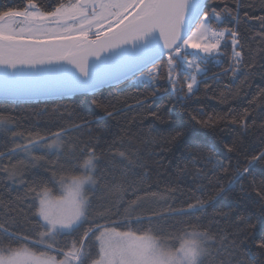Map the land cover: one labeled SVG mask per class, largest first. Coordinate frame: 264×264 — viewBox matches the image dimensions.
<instances>
[{
	"label": "snow or ice",
	"instance_id": "obj_1",
	"mask_svg": "<svg viewBox=\"0 0 264 264\" xmlns=\"http://www.w3.org/2000/svg\"><path fill=\"white\" fill-rule=\"evenodd\" d=\"M209 2L223 7L206 10V0H56L48 5L25 0L23 7L0 9V89L5 96L95 94L106 81L127 79L131 71L153 85L163 81L171 92L191 96L208 65L219 66L223 57L227 67L211 78L231 73L237 79L243 68L253 67L245 63L239 26L242 21L257 23L253 39L264 45V15L246 10L241 16L243 0ZM248 105L240 112L229 109V114L235 113L230 123L242 131L256 126L253 106L264 109V88ZM113 114L107 111L108 116ZM149 115L160 119L156 112ZM191 119L207 128L222 118ZM14 123L12 116L0 113V131H8ZM88 123L44 134L13 132L12 146L0 151V188L8 193L14 186L23 188L13 198L0 196V264H255L245 245L264 255V179L257 182L254 174L256 165L264 166V149L246 155L243 168L225 163L210 150L208 160L215 159L211 176L204 168L194 174V180L207 184H196L182 206L174 207L177 188L143 190L149 165L130 136L99 152L91 140L67 138L70 131ZM189 135V129L180 128L164 143L179 146ZM18 139L23 142H15ZM192 147L185 145L184 151L194 157ZM225 148L237 152L239 141ZM49 154L64 155L69 166L56 170L53 164L48 179L29 178ZM186 170V164L178 165L179 173ZM245 177H252L259 211H240L238 199L236 207L207 219L206 210L236 185L242 196L247 194ZM100 189L123 211L114 216L104 203L94 205ZM126 194L134 198L125 199ZM149 201L160 207L137 214ZM21 203L27 211L19 207ZM221 220L230 221L231 230L220 228Z\"/></svg>",
	"mask_w": 264,
	"mask_h": 264
},
{
	"label": "trees",
	"instance_id": "obj_2",
	"mask_svg": "<svg viewBox=\"0 0 264 264\" xmlns=\"http://www.w3.org/2000/svg\"><path fill=\"white\" fill-rule=\"evenodd\" d=\"M39 2L48 5L49 3L54 4L56 0H39ZM24 3L25 0H0V9L19 8L23 7ZM243 3L241 16L246 10L250 15H264L262 11L264 0H243ZM212 7L219 10L223 5L212 4L207 0L206 10L210 11ZM223 26L221 24V27ZM258 31L259 26L255 22L242 21L239 26L241 42L244 45L245 63L252 64V68H243L242 74L237 79H232L231 73L212 79V73H220L223 67H227V57H223V63L219 66L215 63L208 65L207 75L203 77L198 90L191 96L171 92L169 85L163 81L158 85H153L149 81L138 83L131 79L95 94L82 93L62 100L0 101V113L10 115L15 120V123L9 126L8 131H0V151L5 150V146L9 148L12 146L13 132L39 131L44 134L54 132L60 127L89 121L87 127L70 131L67 138L74 141L91 140L98 144L99 152L107 149L113 141L121 137L127 140L130 136L133 143L141 149L149 165L148 175L142 186L143 190L153 192L161 191L166 187H175L177 192L173 206L180 207L196 184H207V181L194 180V174L196 169L204 168L211 176L212 169L215 167V159L208 160L210 150L216 158L225 163L231 161L234 166L239 164L243 168L246 155H254L264 149V128L260 127L261 123H264V109L253 106L256 126L250 127L247 131H242L239 126L232 125L231 115L235 113L229 114V109L240 112L244 107H248V101L252 99V96L258 89L264 88V45H261L258 39H253V34ZM227 51L230 53V45ZM205 85L210 88H206ZM225 85L228 87L226 88ZM156 89L159 91L153 96ZM221 93L224 95L221 96ZM94 100L97 103H93ZM138 101L141 103L138 104ZM107 111H113V116H108ZM151 112H156L160 119L149 115ZM210 115L222 118L217 120L215 127L205 128L191 119L196 117L197 120H206ZM180 128L190 130V135L185 138L184 144L169 146L164 143L169 133ZM236 140L239 141V150L233 153L227 152L225 145L232 144ZM15 142L23 141L18 139ZM185 145L193 146L194 157L184 151ZM161 147H170V150L160 152ZM37 155L44 154L37 153ZM194 158L198 162L194 163ZM53 164L57 166L56 170H59L60 165L68 167L69 161L64 155L59 157L55 154L46 155L40 167L29 172V178L36 176L48 179L50 177L48 169ZM185 164L187 165L186 174L179 173L178 165L183 167ZM254 174L257 182L264 179V166L256 165ZM224 179L227 180L228 177ZM251 179L252 177H245L243 180L246 195L242 196L240 186L236 185L231 191L219 196L214 205L206 210L207 219L211 220L217 213L236 207L238 199L242 201L240 211L258 212L259 204L252 192ZM22 192L23 188L18 186H14L10 193L0 188V196H3L5 200L22 194ZM105 197H107L106 191L98 190L93 200L94 205L104 203L111 207L114 216L117 212L123 211L120 205L109 203L110 198L105 199ZM132 198L134 197L130 194L125 195V199ZM19 207L27 211L26 204L21 203ZM158 207L160 205L149 201L138 209L137 214L146 215ZM175 219H180V217ZM230 223L228 220H221L219 227L231 230ZM88 226L86 223L83 228L86 229ZM164 226L170 227V225ZM260 228L261 226L257 224L256 235H259ZM244 249L255 257V264H264V255L260 254L255 247L245 245Z\"/></svg>",
	"mask_w": 264,
	"mask_h": 264
},
{
	"label": "water",
	"instance_id": "obj_3",
	"mask_svg": "<svg viewBox=\"0 0 264 264\" xmlns=\"http://www.w3.org/2000/svg\"><path fill=\"white\" fill-rule=\"evenodd\" d=\"M207 2V0H206ZM139 72H133L129 71L128 72V78H120V79H110L106 81L102 86L98 87L95 90L96 92H99L105 88H109L112 86H118L121 85L131 79H133L135 76H137ZM82 93H91L88 91H77L74 94L71 95H60V94H50V95H21V96H5L4 92L2 89H0V101L1 102H38V101H51V100H62V99H67L71 98L75 95L82 94ZM93 94V93H91Z\"/></svg>",
	"mask_w": 264,
	"mask_h": 264
},
{
	"label": "rangeland",
	"instance_id": "obj_4",
	"mask_svg": "<svg viewBox=\"0 0 264 264\" xmlns=\"http://www.w3.org/2000/svg\"><path fill=\"white\" fill-rule=\"evenodd\" d=\"M132 81H135V82L140 83V82L147 81V80L140 79V78H139V74H138L137 76H135V77L133 78Z\"/></svg>",
	"mask_w": 264,
	"mask_h": 264
}]
</instances>
